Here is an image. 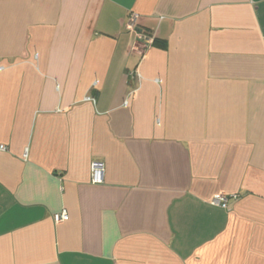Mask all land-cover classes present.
Returning <instances> with one entry per match:
<instances>
[{
    "label": "crops",
    "instance_id": "1",
    "mask_svg": "<svg viewBox=\"0 0 264 264\" xmlns=\"http://www.w3.org/2000/svg\"><path fill=\"white\" fill-rule=\"evenodd\" d=\"M2 146L0 264H264V0H0Z\"/></svg>",
    "mask_w": 264,
    "mask_h": 264
},
{
    "label": "built area",
    "instance_id": "2",
    "mask_svg": "<svg viewBox=\"0 0 264 264\" xmlns=\"http://www.w3.org/2000/svg\"><path fill=\"white\" fill-rule=\"evenodd\" d=\"M138 21V17L133 15L131 17V29H135V24L136 22ZM138 35V38L141 39V40H144L145 42L149 43L151 42L150 40H152L150 37L146 36L145 34L143 33H137ZM96 85V83H95ZM86 100L88 101H93L94 102V99L92 97H88ZM124 106L126 107L127 106V103L124 104ZM0 149L2 150H5V147L2 146L0 147ZM25 157L27 158V155H25ZM91 183L93 185H101L104 183V180H105V173H106V164L105 162L103 161H93L91 163ZM228 201H229V198L225 195H217L216 197H214L211 201V204L214 205V206H218V207H221L223 209H226L228 208ZM68 212L66 210H63L59 213H56L54 215V219L56 222H61V221H65L68 219Z\"/></svg>",
    "mask_w": 264,
    "mask_h": 264
},
{
    "label": "trees",
    "instance_id": "3",
    "mask_svg": "<svg viewBox=\"0 0 264 264\" xmlns=\"http://www.w3.org/2000/svg\"><path fill=\"white\" fill-rule=\"evenodd\" d=\"M155 43V41L153 42V44Z\"/></svg>",
    "mask_w": 264,
    "mask_h": 264
}]
</instances>
